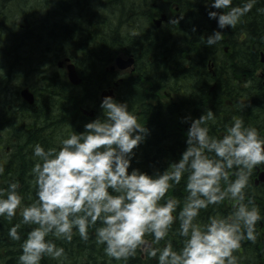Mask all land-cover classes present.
Listing matches in <instances>:
<instances>
[{
	"label": "trees",
	"instance_id": "obj_1",
	"mask_svg": "<svg viewBox=\"0 0 264 264\" xmlns=\"http://www.w3.org/2000/svg\"><path fill=\"white\" fill-rule=\"evenodd\" d=\"M73 1L81 7L82 0ZM84 1L91 9L81 7L79 12H93V24L85 26L81 38L72 39L68 32L65 37L54 36L63 19L58 7L68 0H0V167L4 169L0 187L19 181L24 203H29V194L35 196L29 174L32 146L37 142L45 148L58 145L71 131H84L87 122L102 115L100 92L114 87L115 81L119 84L114 98L127 102L150 130L134 148L129 171L163 172L177 161L187 146L191 123L183 118H197L207 108L217 117L215 124L209 122L212 134H221L235 116L264 136V79L258 75L264 69V11H260L264 0H257L235 28L224 29L208 16L210 10H222L210 8L205 0H111L109 6L106 0ZM161 13L167 20L157 26ZM173 19L178 22L171 23ZM65 21L74 29V19ZM214 30L224 32L223 39L208 46L205 38ZM121 53L135 57L136 71L117 77L108 65ZM65 56L77 65L81 84H71L66 71L57 67ZM23 87L34 93L33 105L21 98ZM84 109L94 115L83 114ZM258 169L264 170V165L253 170L246 199L259 206L262 219L256 225L255 242L245 239L236 250L239 264H264V183H256ZM167 194L182 206L185 181ZM230 210L228 201L210 205L201 210L200 219L216 212L227 215ZM20 219L19 210L11 222L0 217V264H18L21 241L11 240L7 230ZM30 227H21L22 239ZM93 233L90 229L88 241L78 233L71 242L57 240L65 249L61 264H125L106 256ZM166 239L180 246L178 235L170 232ZM41 264L58 261L44 257ZM127 264L157 261L138 251Z\"/></svg>",
	"mask_w": 264,
	"mask_h": 264
},
{
	"label": "clouds",
	"instance_id": "obj_2",
	"mask_svg": "<svg viewBox=\"0 0 264 264\" xmlns=\"http://www.w3.org/2000/svg\"><path fill=\"white\" fill-rule=\"evenodd\" d=\"M256 3L205 0L222 10L208 12L218 29L235 28ZM223 33L214 30L204 37L205 44L215 46ZM100 107L102 115L87 122L84 131H71L58 145L32 146L29 174L35 196L29 194V203L19 181L0 187V217L11 222L18 210L21 217L7 230L11 240L21 241L18 264H41L44 257L61 264L65 249L56 241L71 242L77 233L88 241L90 229L105 255L125 264L138 251L157 264H239L236 250L245 239L255 242L262 219L259 206L246 199L253 170L264 165V136L258 129L234 116L221 134H212L209 122L215 124L217 117L211 108L197 118L186 116L191 123L180 158L163 172L149 174L129 168L134 148L150 130L127 102L106 95ZM3 172L0 167V176ZM182 179L186 195L181 206L167 193ZM224 201L231 204L227 215L216 212L200 219L201 210ZM23 225L31 227L22 239ZM170 232L180 237L179 247L166 239Z\"/></svg>",
	"mask_w": 264,
	"mask_h": 264
},
{
	"label": "water",
	"instance_id": "obj_3",
	"mask_svg": "<svg viewBox=\"0 0 264 264\" xmlns=\"http://www.w3.org/2000/svg\"><path fill=\"white\" fill-rule=\"evenodd\" d=\"M162 19H166V16L163 15L162 16ZM160 20L157 21V24L159 25L160 24ZM66 61H69V59L67 58ZM115 63L116 65H113L112 66V69H115V67L117 66V68L119 69H127L129 67H131L134 63V58L131 56L129 57L128 59H124L122 57H117L116 60H115ZM58 66L59 67H63V66H66V69H67V76H68V79L69 81L73 84V85H79L82 83L83 79L79 76L77 70H76V67L74 65V63H70V62H67L65 64V61H59L58 62ZM20 95L23 99H25L29 104H34L35 102V96L33 94V92H31L28 88H24L20 91ZM106 95H111L114 97V90L113 89H110L109 91H104L102 93V96L101 98L103 99L104 96ZM86 114H89V115H93L94 112L91 111V112H88V111H85ZM259 182H262L264 183V170L261 171L258 175V179H257V183Z\"/></svg>",
	"mask_w": 264,
	"mask_h": 264
},
{
	"label": "bare ground",
	"instance_id": "obj_4",
	"mask_svg": "<svg viewBox=\"0 0 264 264\" xmlns=\"http://www.w3.org/2000/svg\"><path fill=\"white\" fill-rule=\"evenodd\" d=\"M56 1H59V0H56ZM62 1H64V0H62ZM79 3L81 4V7L87 6L86 5L87 3L84 0L80 1ZM63 4L64 5L58 7V10H60L63 13V19L61 22H58V30H56L54 32V36H59L62 34V37H65V35H67L66 32H68L71 34L72 39L81 38V35L85 31V29L77 27L76 24H73L72 26L74 29H71L72 27H70V24H67L65 21V19H69V20L71 19L72 20V19L77 18V15L81 13V12H79V9H78V7L80 5H76L73 0H68V3L64 2ZM81 7H79V8H81ZM10 12H11V10H9V9L6 11L7 14H9ZM66 12H68L69 14L66 15L65 14ZM64 16H65V19H64ZM66 17H68V18H66ZM67 58L69 59V61H73L72 58L69 56L62 57L58 61H65ZM257 179H258V177H257ZM257 179H256V183H257Z\"/></svg>",
	"mask_w": 264,
	"mask_h": 264
},
{
	"label": "flooded vegetation",
	"instance_id": "obj_5",
	"mask_svg": "<svg viewBox=\"0 0 264 264\" xmlns=\"http://www.w3.org/2000/svg\"><path fill=\"white\" fill-rule=\"evenodd\" d=\"M110 2H111V0L104 1L106 6H109L111 4ZM83 7L91 9L89 6H83ZM78 9H80V8L78 7ZM106 11H109V8H106ZM74 20L76 21L74 24L77 25L79 23V24H81L80 28H84L85 29V26H89L90 24H93L92 21L94 20V13L93 12L91 13L89 11L87 13L81 12L80 14L77 15V18H75ZM122 56L128 57V56H133V55L132 54H128L127 55V54L124 53V54H122ZM76 67H77V65H76ZM263 73H264V69H263Z\"/></svg>",
	"mask_w": 264,
	"mask_h": 264
},
{
	"label": "rangeland",
	"instance_id": "obj_6",
	"mask_svg": "<svg viewBox=\"0 0 264 264\" xmlns=\"http://www.w3.org/2000/svg\"><path fill=\"white\" fill-rule=\"evenodd\" d=\"M3 68H0V75L2 74V72H3V70H2ZM117 72V77H120V76H123V75H125L126 73H130L131 71H130V69H125V70H117L116 71ZM15 84L16 83H14L13 85H12V87H15ZM102 94V91L100 92V95Z\"/></svg>",
	"mask_w": 264,
	"mask_h": 264
}]
</instances>
